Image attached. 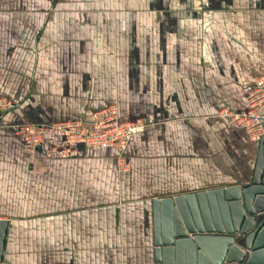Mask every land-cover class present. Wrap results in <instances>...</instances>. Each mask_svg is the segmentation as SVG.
<instances>
[{"label":"crops","instance_id":"1","mask_svg":"<svg viewBox=\"0 0 264 264\" xmlns=\"http://www.w3.org/2000/svg\"><path fill=\"white\" fill-rule=\"evenodd\" d=\"M264 74V0H0V264H162L154 200L253 177L259 142L217 116ZM142 119L125 150L48 156L24 123ZM47 148L66 140L48 135Z\"/></svg>","mask_w":264,"mask_h":264},{"label":"water","instance_id":"2","mask_svg":"<svg viewBox=\"0 0 264 264\" xmlns=\"http://www.w3.org/2000/svg\"><path fill=\"white\" fill-rule=\"evenodd\" d=\"M162 264H264V138L253 177L215 190L155 199ZM8 221L0 220V263Z\"/></svg>","mask_w":264,"mask_h":264},{"label":"built area","instance_id":"3","mask_svg":"<svg viewBox=\"0 0 264 264\" xmlns=\"http://www.w3.org/2000/svg\"><path fill=\"white\" fill-rule=\"evenodd\" d=\"M247 108L242 111L227 106L220 108L218 116L228 124L242 128L252 141L264 138V74L257 76L247 98ZM17 103L0 97V114L16 108ZM146 127L142 119L122 120L117 102L96 111L88 119L81 118L49 124L24 123L15 126V133L23 139L26 146L39 149L48 156L57 154L62 158L77 154V147L85 145L94 149L114 148L119 151L118 166L128 170L130 161L125 150L132 138ZM48 135L61 136L66 140L64 148H47Z\"/></svg>","mask_w":264,"mask_h":264},{"label":"rangeland","instance_id":"4","mask_svg":"<svg viewBox=\"0 0 264 264\" xmlns=\"http://www.w3.org/2000/svg\"><path fill=\"white\" fill-rule=\"evenodd\" d=\"M219 112V111H218ZM217 116H218V113H217Z\"/></svg>","mask_w":264,"mask_h":264}]
</instances>
